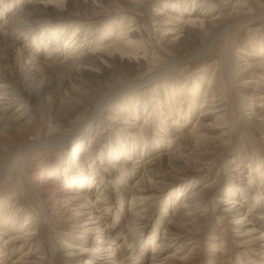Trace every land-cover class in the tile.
<instances>
[{
    "label": "rangeland",
    "instance_id": "1",
    "mask_svg": "<svg viewBox=\"0 0 264 264\" xmlns=\"http://www.w3.org/2000/svg\"><path fill=\"white\" fill-rule=\"evenodd\" d=\"M40 2L53 6L20 17ZM8 22L0 80L15 86L12 113L25 118L0 128V176L16 164L0 188V264H102L105 254L107 264H264V249L249 244L264 234L255 193L264 191V104L251 90L264 81V0H0V28ZM126 31L132 46L120 41ZM83 54L99 61L94 72L74 71ZM42 83L50 87L27 100ZM60 136L67 142L35 145ZM171 153L182 161L175 170L161 162ZM69 164L86 180L65 179ZM66 181L84 186L97 236L69 235L52 191ZM29 219L34 242L23 246ZM98 241L105 251H88Z\"/></svg>",
    "mask_w": 264,
    "mask_h": 264
},
{
    "label": "bare ground",
    "instance_id": "2",
    "mask_svg": "<svg viewBox=\"0 0 264 264\" xmlns=\"http://www.w3.org/2000/svg\"><path fill=\"white\" fill-rule=\"evenodd\" d=\"M53 6V4H51V3H47V2H40L39 3V5H33V6H31V7H28L27 9H25V10H23L24 11V13L23 12H21L19 15H20V17H22V18H24V15H26L27 16V14L25 13V11H27L28 12V14L32 17H34V16H39V14H43V11H45L46 9H48L49 7H52ZM20 12V11H19ZM47 12V11H46ZM244 13V12H243ZM250 13V12H249ZM236 14V13H235ZM241 15H243L242 13H240ZM245 14V13H244ZM238 15V14H237ZM249 15V14H248ZM252 15V14H251ZM247 16V15H246ZM19 17V16H18ZM234 17H235V15H234ZM243 17V16H242ZM17 18V17H16ZM21 18V19H22ZM29 18V17H28ZM241 18V17H240ZM250 18V17H249ZM236 19V18H235ZM234 19V20H235ZM248 19V18H247ZM12 20H14V19H12ZM23 20V19H22ZM238 20V19H237ZM241 21V20H240ZM244 21V20H243ZM20 22V21H19ZM197 22V20L196 19H192V20H190L188 23L189 24H192V25H194L195 23ZM226 22V21H225ZM201 23L203 24L204 22H202L201 21ZM20 24V23H19ZM160 23H157V25H159ZM182 24V23H181ZM234 24V23H233ZM10 25L11 24H9V22L6 24V26L5 27H3L2 29L0 28V37L1 36H3V37H5L4 39H8V35L10 34V33H8L9 32V30H8V27L9 28H11L10 27ZM12 25H14V23L12 24ZM15 25H16V23H15ZM17 26V25H16ZM176 26V25H175ZM13 27V26H12ZM227 27V26H226ZM229 27V26H228ZM17 28V27H16ZM178 28V27H177ZM24 29V28H23ZM175 29V28H174ZM174 29H172V31H169L168 32V35L169 36H175L177 33H178V31H176V30H174ZM224 29H226V28H224ZM136 31V30H135ZM20 32V31H19ZM127 32V31H126ZM126 32H121V34L119 35V38H120V41L121 42H124V44H125V46L127 47V46H132L133 45V41L132 40H130L129 38H128V32L126 33ZM131 32V31H130ZM234 32V31H233ZM15 33V32H14ZM134 33V32H133ZM8 34V35H7ZM16 35H18V34H16ZM167 35V34H166ZM10 37V36H9ZM19 37V36H18ZM133 38V37H132ZM10 39V38H9ZM3 40V39H2ZM9 41V40H8ZM10 42V41H9ZM8 42V43H9ZM119 42V41H118ZM14 44L15 43H10V45H9V49L11 50V51H13V50H15V49H17V47L16 46H14ZM121 44V43H120ZM112 47V46H111ZM80 49H82V47L80 48ZM113 48H111V50H112ZM126 49V48H125ZM109 50H110V48H108V49H105V50H102V51H99L97 54L99 55V60L100 59H103V60H101L100 62H102V63H104V59H106V58H110L108 55H107V52L109 53ZM110 50V51H111ZM9 51V50H8ZM17 51V50H16ZM15 51V52H16ZM116 51H117V49H116ZM121 51V50H120ZM78 52V51H77ZM126 52V51H125ZM139 52V51H138ZM137 52V53H138ZM6 53V52H5ZM14 53V52H13ZM120 53V52H119ZM129 53V52H128ZM131 53V52H130ZM135 53H136V51H135ZM74 54H75V52H74ZM124 54V53H123ZM123 54H122V56H123ZM17 55V54H16ZM62 55V54H61ZM85 54H83V56H84ZM127 55V54H126ZM131 55H132V53H131ZM138 54H135V56L134 55H132V56H134L133 57V61L135 62L136 60H137V56ZM85 56H87V55H85ZM83 57V59H81V61H78L77 63L74 61V62H71V63H73V65H74V63H76V68L74 69V71H77L79 74L80 73H82L83 74V72H94V69H96V67H97V62H99V61H97V60H95V59H93V57L91 56V57ZM137 56V57H136ZM81 57V56H80ZM103 57H106V58H103ZM126 59L128 58V57H126V56H124ZM131 57V56H130ZM57 58V57H56ZM132 58V57H131ZM130 58V59H131ZM139 58V57H138ZM66 59V58H65ZM142 60H143V58H141ZM58 60V59H57ZM30 61H31V65H29V66H31L29 69H30V73H34V74H36V73H39L40 71H41V66H39V64H37V66H36V62L34 63V59H30ZM61 61V60H60ZM69 61V60H68ZM53 62V61H52ZM70 62H68V64L70 63ZM137 62V61H136ZM41 63V62H40ZM59 64V63H58ZM61 64V63H60ZM65 64H67V63H65ZM64 64V65H65ZM42 65V64H41ZM63 65V64H62ZM261 65H263V64H261ZM43 66V65H42ZM65 66H67V65H65ZM65 66H63V67H61V66H56V67H52V68H49L48 66V69H50L51 71L52 70H58V69H63V68H65ZM71 66V65H70ZM80 66V67H79ZM248 66V65H247ZM258 66V65H257ZM249 67V66H248ZM261 67H264V66H261ZM24 68V67H23ZM46 68V67H45ZM44 68V69H45ZM66 68H68V67H66ZM71 68V67H70ZM249 68H252V70L253 69H256V67L254 66V67H249ZM259 68H260V65H259ZM47 69V70H48ZM69 69V68H68ZM49 70V71H50ZM70 70H72V68L70 69ZM44 71V70H43ZM73 71V70H72ZM226 71H227V68H226ZM58 72V71H57ZM234 72V71H233ZM27 74H29V73H27ZM65 74V73H64ZM74 74V73H73ZM75 74H76V72H75ZM3 76V75H2ZM79 76V75H78ZM23 77V76H22ZM227 78H229L228 76H226ZM83 78V77H82ZM27 79V78H26ZM10 80V79H9ZM228 80V79H227ZM232 80V79H231ZM5 80H0V90L1 91H3V92H6V94L5 95H3L2 97H1V99H0V128H1V130L2 129H7V127L9 128H11V127H22V125H20L21 124V121L23 120V118H25V112L23 111V113H21L20 112V115L18 116V118H16L15 117V112L14 113H12V109H11V106L12 105H14V104H16V103H18L20 100H21V97L19 98V97H17V94H16V90L14 89L15 88V86L11 83V82H8V83H6V82H4ZM12 81V80H11ZM147 81V80H146ZM33 82V81H32ZM84 82V81H83ZM142 82V81H141ZM19 83V82H18ZM228 83L230 84V87H231V83H230V80H228ZM124 84V83H123ZM131 84V83H130ZM31 86V85H30ZM49 85L48 84H44V83H42V84H40V86H38L37 88H35V89H32L31 90V92L30 93H28V94H26L27 95V100H28V98L31 96H36V95H40L41 93H42V91H46L47 90V87H48ZM33 87V86H32ZM50 87V86H49ZM140 87V86H139ZM28 88V87H27ZM253 88V89H252ZM252 88H251V90H253V92H254V95H255V97L257 98V101H258V103L259 104H264V81L263 82H261V83H257L256 82V84H253V86H252ZM29 89V88H28ZM83 95V94H82ZM85 96H87V95H85ZM208 100V99H207ZM206 102V101H205ZM25 107V106H24ZM27 107V106H26ZM98 107V106H97ZM103 107H104V105H103ZM22 108V107H21ZM204 109L205 108H207V105L205 106V107H203ZM249 108H250V106H249ZM97 109V108H96ZM252 109V108H251ZM27 110V109H26ZM25 110V111H26ZM254 110V109H253ZM20 111V110H19ZM256 111V110H255ZM17 112V111H16ZM102 112V110H100V112L99 113H101ZM253 112V111H252ZM214 113V112H213ZM205 115H207V114H205ZM209 115V114H208ZM254 115V114H253ZM15 117V118H14ZM59 120V119H58ZM25 122V121H24ZM52 122V121H51ZM53 123V122H52ZM26 124H27V122H26ZM28 125V124H27ZM53 125V124H52ZM56 128V127H55ZM52 131V130H51ZM52 132H54V131H52ZM76 136H77V134H76ZM51 137V136H50ZM56 137V136H55ZM49 138V137H48ZM75 138V137H74ZM73 138V139H74ZM44 139V138H43ZM46 139V138H45ZM52 140L49 142V140H44V141H41L40 142V140L38 141L39 143H36L35 145L36 146H45V145H48V146H57V144H60V143H62V141L64 140V141H66L67 142V140H68V137L66 136V138L65 137H62V136H60V137H57L56 139L54 138L53 139V137L51 138ZM67 139V140H66ZM84 139V138H83ZM35 141V139L33 140V142ZM31 142V141H30ZM36 142V141H35ZM34 142V143H35ZM54 144H56V145H54ZM78 145V144H77ZM28 146V145H27ZM30 146V145H29ZM76 150H77V148H76ZM76 154H78V151H77V153H75V155ZM76 156H79V155H76ZM14 159V158H13ZM12 159V160H13ZM78 159V158H77ZM162 160H161V162L162 163H168V169H171V170H175L176 168V166L178 165V164H180L182 161H181V157H179V155H176V154H174V153H171L170 155H168V157H162L161 158ZM11 160V159H10ZM11 163V162H10ZM18 163V162H17ZM7 166V165H6ZM14 167H16V164L15 163H12V164H10V165H8L7 166V169L5 170V172L0 176V188H1V186L3 185V183L5 182V181H7V179H8V177L10 176V174H11V171L13 170V168ZM70 168H72V164H69L68 166H67V168H66V170H65V174H64V177H66L65 179H67L68 181L70 180V179H74L75 177H76V174H73V173H71L70 171H69V169ZM94 171V170H93ZM79 172V171H78ZM27 173V172H26ZM25 175V180H26V182L30 185V187H31V192H32V194L34 195V197L40 202V205L42 206V209L45 211V203H44V201H43V199H42V197H41V195H40V192L37 190V186L35 187V185L33 184V180L27 175V174H24ZM90 175H92L93 176V174H90ZM88 177V175H86V173H85V175H81V177H76L74 180H76V181H80V182H83V181H85L86 180V178ZM50 178H54V179H56L57 178V176L55 175V176H50ZM35 179V178H34ZM35 180H37V179H35ZM40 180V179H39ZM95 180V179H94ZM97 180V179H96ZM68 181H66V182H64L65 184L64 185H62V186H60V187H57L56 186V188H55V190H52V191H54V199H55V202L57 203V205H59V207L57 206V208H59L60 209V211H61V213H62V215L67 219V220H69L70 221V223H71V232L69 233V235H72V236H74V237H76L75 239H79V238H81V240H84V239H87V238H89L91 235H93V234H95L94 236H97L98 234L96 233L97 232V230L98 229H100L101 228V226H100V224H99V222L100 221H97V222H95L94 220L96 219V217H92L93 216V214H92V212H91V214H92V216L91 217H89L88 219H86V216H89V212H88V206L86 205V204H83L82 203V200L84 199V194H85V191L84 190H81V188H83V187H81V185H77V184H73L74 186H76L77 188H76V191L74 192L73 191V189H71L70 187H68V185L69 184H67V182ZM43 182V181H42ZM46 184V183H45ZM84 184V183H83ZM97 184V183H96ZM72 185V184H71ZM45 186H47V185H45ZM49 187V186H48ZM48 187H46V188H48ZM40 188V187H39ZM38 188V189H39ZM41 188H45L44 186H41ZM54 188V187H53ZM75 188V187H74ZM48 190H51V188L49 189L48 188ZM97 191V190H96ZM133 192V191H132ZM255 193H259L260 195H261V197H263L264 198V191H262V190H260V189H258V188H256V192ZM92 194V193H91ZM73 195H76V197H74ZM107 195V194H106ZM131 195H133V200H136V194H134V193H132ZM103 196V195H102ZM100 197V196H99ZM8 198L11 200L12 198L11 197H9L8 196ZM99 199V198H98ZM8 200V199H7ZM13 200H15V199H13ZM105 200V199H104ZM108 201V200H107ZM100 202V201H99ZM98 202V203H99ZM101 203V202H100ZM137 203V202H136ZM55 204V203H54ZM97 204V203H96ZM230 204H234L233 205V207L232 208H230V209H228V211H232V212H236L237 211V206H239V204L238 203H236V202H233V203H230ZM47 205V204H46ZM103 205V204H102ZM133 206H135V205H133ZM90 210V209H89ZM139 210V209H138ZM95 211V210H94ZM109 211V210H108ZM141 211V210H140ZM107 212V211H106ZM101 214V213H100ZM133 214H136V213H133ZM139 214V213H138ZM45 216V215H44ZM135 216V215H134ZM133 218V217H132ZM141 219V218H140ZM99 220V219H98ZM244 220V222H245V218L244 217H241L240 219H238V220H236V222L234 223V224H240L242 221ZM133 223V222H132ZM97 224H99V226L100 227H98L97 226ZM134 224V223H133ZM32 225V222H30V219L26 222V224L24 225V230L26 231V233H28V234H26V236H28V237H24V238H21V240H22V242H23V246H27V245H29L31 242H34V234H31L32 232H33V230H32V232H30L31 230H30V226ZM35 226V225H34ZM42 228V227H41ZM32 229V228H31ZM36 231V230H35ZM99 233L100 234H102L103 235V237H104V235H105V233H104V231H99ZM107 233H109V232H107ZM40 234V233H39ZM97 234V235H96ZM37 236V235H36ZM39 236V235H38ZM106 236V235H105ZM107 239V238H106ZM177 239V238H176ZM102 240V239H101ZM175 240V239H174ZM173 240V241H174ZM178 240V239H177ZM170 242H171V240H170ZM255 242V243H254ZM98 243L100 244V245H94V247H96V248H91V249H89L88 251H93V252H95V253H98V254H101V253H103L105 250H104V248H102L101 247V243H104L103 241H98ZM182 243V242H181ZM192 243V242H191ZM38 244V243H37ZM249 244H254V245H256V244H258L261 248H263L264 249V234L263 235H260V236H257V237H255V238H253L252 240H250V242H249ZM166 245V244H165ZM185 245V244H184ZM240 245H242V244H240ZM38 247V246H37ZM183 247V246H182ZM185 247V246H184ZM189 247V246H188ZM33 249H34V247H32ZM186 248V247H185ZM33 249H31L32 251H33ZM36 251V250H35ZM179 252V251H178ZM190 252V251H189ZM121 253V252H120ZM3 254H4V250L2 249V251L0 252V259L1 258H3ZM29 254V260H31L32 259V255H33V252H30V253H28ZM192 254V253H191ZM231 254V253H230ZM104 255V254H103ZM229 255V254H228ZM191 256V255H190ZM189 256V257H190ZM114 256L112 255V254H105L104 255V259H102L103 260V263L102 264H107L108 263V261H110V259H112ZM227 257V256H226ZM176 258V257H175ZM172 259V258H171ZM178 259V258H177ZM166 260V259H165ZM167 260H168V258H167ZM175 260V259H174ZM179 260V259H178ZM46 261H48L47 259H46ZM170 261V260H169ZM176 261V260H175ZM182 261V260H181ZM32 263H34V262H31V261H28V262H23L22 264H32ZM36 263V262H35ZM174 263V262H173ZM37 264V263H36ZM42 264V263H41ZM48 264H55V261H54V257L53 256H51V262H49Z\"/></svg>",
    "mask_w": 264,
    "mask_h": 264
}]
</instances>
